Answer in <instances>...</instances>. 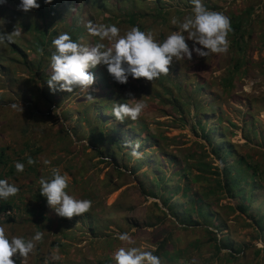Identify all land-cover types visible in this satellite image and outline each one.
<instances>
[{
    "label": "rangeland",
    "instance_id": "1",
    "mask_svg": "<svg viewBox=\"0 0 264 264\" xmlns=\"http://www.w3.org/2000/svg\"><path fill=\"white\" fill-rule=\"evenodd\" d=\"M88 1L59 2L63 22L58 16L47 18L55 38L71 33L74 22L86 26L91 21L115 24L121 35L134 26L155 30L162 41L179 30V23L192 15L193 8L191 0H92L91 5ZM38 2L41 7L28 13L18 10L19 0L0 4V31L11 34L16 27L22 29L11 44H0V147H9L8 165L0 167V176L19 189L8 199L15 203L14 210L6 213L15 217V222L0 220V225L9 238L28 239L36 232L43 233L25 264H106L122 246L116 238L121 232H128L141 250L155 249L162 264H219L218 257L227 250L222 247L218 255L215 249L210 231H217L213 226L218 225L216 219L207 223L197 214L202 196L227 220L228 228L219 225V237L228 236L237 245L250 247L244 264H264V251L260 256L254 253V249H264V238L250 217L264 213V185L258 183L254 188L252 182L243 181L245 191H254L249 214L237 208L240 195L233 198L218 187L208 194V188L216 187L215 180L224 179V168L235 161L229 156L223 163L215 149H233L249 157L250 163H258L264 173V0H203L206 8L228 18L237 11H251L253 23L248 27L244 53L230 46L225 54L206 58L194 54L192 61H174L166 75L152 82L130 77L125 85L109 83L104 78L106 68L97 66L90 70L95 76L91 100L79 93L49 89L50 57L39 52L35 45L38 34L29 27L32 19L45 25L38 14L43 2ZM130 14L137 16L130 21ZM173 18L177 24L172 23ZM84 36L81 42L94 45L87 28ZM100 43L108 46L107 41ZM187 43L191 47L192 42ZM42 57L43 67H39ZM242 59L244 63L235 73ZM129 93L142 98L146 108L136 121L121 123L112 116V109L116 103L126 102ZM206 134L213 140L204 138ZM126 142H139V151L147 161L141 167ZM32 156L36 161L29 165ZM45 159L51 163L45 165ZM17 161L25 165L21 173L11 167ZM149 161L153 166L156 163L154 169L164 176L162 181L149 173ZM54 167L69 175L70 194L92 201L89 212L69 220L47 205L39 181L50 177ZM184 167L189 168L190 178H195L191 183L186 176H175ZM187 185L190 188L185 193ZM164 193L167 200L162 199ZM185 194L193 197L192 205L188 200L193 213L185 210ZM173 203L179 205L178 218L169 210ZM4 215L0 213L2 220ZM161 243L164 247L158 252ZM170 250L180 253L178 262ZM53 256L59 258L52 260ZM221 264L241 263L223 259Z\"/></svg>",
    "mask_w": 264,
    "mask_h": 264
},
{
    "label": "clouds",
    "instance_id": "2",
    "mask_svg": "<svg viewBox=\"0 0 264 264\" xmlns=\"http://www.w3.org/2000/svg\"><path fill=\"white\" fill-rule=\"evenodd\" d=\"M6 0H0V4ZM44 4H52L53 0H43ZM192 15L185 17L179 23V30L173 31L163 41H160L155 30L142 31L132 27L123 35L115 25L94 24L86 25L88 33L98 37L104 43L88 45L74 40L68 33H62L53 40L55 51L50 57L51 75L47 81L53 92L79 93L89 100L95 76L90 71L97 66H104L112 79L125 85L131 77L134 80L143 78L147 82L158 79L169 72L175 61H192L193 55L206 58L211 54H225L229 51V33L232 31L230 19L221 12L206 8L203 0H191ZM41 7L38 0H19L18 10L28 13ZM173 24H177L175 18ZM22 29L17 27L11 34L0 31V44L11 43L12 37H19ZM187 41H191L189 46ZM124 103H116L112 116L121 123L130 119L136 121L146 108L144 100L136 99L132 93ZM15 107V105H13ZM131 149V156L142 158L139 142H126ZM28 164L35 161L29 157ZM45 165L51 162L43 161ZM25 165L15 163L18 173L24 171ZM70 177L62 173L58 167L52 168L50 177H42L39 181L40 195L46 198L47 205L62 218L80 217L92 208L89 199H77L67 190ZM18 187L7 179H0V200H7L18 194ZM43 238L42 232H36L31 238L13 236L9 238L5 227L0 225V264H25L30 254L36 249V242ZM122 246L114 253L115 264H162L161 258L152 251L141 250L128 232L117 233L116 237ZM15 258V259H14ZM58 256L51 257L52 260ZM195 264V261H193Z\"/></svg>",
    "mask_w": 264,
    "mask_h": 264
},
{
    "label": "trees",
    "instance_id": "3",
    "mask_svg": "<svg viewBox=\"0 0 264 264\" xmlns=\"http://www.w3.org/2000/svg\"><path fill=\"white\" fill-rule=\"evenodd\" d=\"M63 0H53V4L49 7L47 6L48 4H44L42 5V9L40 10L39 14V19L41 21L44 22V26H40V23L36 20L33 21V19L31 20L32 22L29 23V27L31 30H34L35 34H38L37 40H35V45L37 46V48L39 49V52L44 51V56L48 55L49 57H51L52 53L54 52L53 50H55L54 46H53V40L55 39L56 33L55 32H50V23H47V18L51 17V15L53 16H58L61 21L63 22L64 18L61 16V9L58 11L59 9V2H61ZM43 2V0H42ZM88 3L91 5L92 4V0H89ZM137 15L135 14H130V21H132V19L134 17H136ZM4 18V17H3ZM230 22H231V28L232 31L229 33V37L230 39V46L236 47V49L239 52L244 53L243 51L245 50V46L247 44V38L246 35L248 33H250V30L248 29L249 25H251L253 23V21H251V11L247 10L246 12H234L232 14H230ZM5 20V18H4ZM137 25V22L135 20V24ZM87 27L86 26H81L79 25L77 22H74L72 24V26H70L69 29H71V33H68L72 36V38L74 40H79L81 41L85 36H84V31ZM251 34L249 35L248 38H250ZM163 41V39H162ZM93 43L94 45L96 43H100V40L98 37H94L93 38ZM6 44H11V43H6ZM48 48L52 49L50 50V52L47 50ZM13 51H16L15 49ZM44 57L40 58V61L37 63L39 65V67H43V59ZM244 63V59H242L241 61H239L235 67V73L239 72V68L242 67ZM35 66V65H34ZM106 68V67H104ZM96 69V68H95ZM30 71H33V68L30 67L29 68ZM43 78V76H42ZM47 78V77H45ZM44 78V79H45ZM105 80L109 81V83L111 81H114L112 79V77L108 74V72H105V76H104ZM115 82V81H114ZM116 83V82H115ZM200 84L203 83H198V85L200 86ZM110 87V84H109ZM195 102V108L196 109H200L199 104ZM185 109V108H184ZM199 111V110H198ZM201 124V121L199 122ZM205 127L203 126V130ZM204 138L208 139L209 141H212L213 138L211 139L209 134L204 135ZM99 140V139H98ZM102 137L100 139V141L102 142ZM106 141V139L104 140V142ZM116 144H119L120 142L118 140H116ZM114 142V141H112ZM230 146L233 148L234 145L230 144ZM30 146L26 145V148H29ZM123 147H120V149ZM9 149V147L4 146V147H0V167L2 165L7 166L8 165V161L6 160V158H8V153L7 150ZM215 153L217 154V157L223 162L225 163V161L227 160V158L229 156H234L235 157V161L232 165H227L224 170H223V175H224V179L221 180H215L214 182L216 183V187L215 188H208V194H210L213 191H216V188L218 187L219 189H224L226 191V193H228V195H230L231 197L235 198L238 195L242 196V201L239 204V206L237 207L239 209V211L242 214H249V211L251 209V204L253 203V198H254V193H252L251 190L249 191H245L247 188V184H243V181H247L248 184L251 183L253 185V187H257L258 183H261L264 185V173H262V170L259 166L258 163L252 161L251 163L248 161L250 158L240 155V153H236L233 149L230 150H223L222 148H218L215 149ZM102 154V153H101ZM32 159L34 161H36V159L32 156ZM114 162H116V164H118L119 162L117 161V159L114 157L113 159ZM138 161H140V167L143 165V163L147 162L145 159H138ZM152 167V170H149V173L154 172L153 174L158 175L159 180H163L164 176L161 175V173L156 172V170L154 168H156V163L152 164L151 161L148 162ZM15 165L11 166L12 168H14ZM243 166H245V168H243ZM118 170V169H117ZM189 168L188 167H184L182 171L180 172H176L175 176L179 175L182 177H187V183H191L193 180H195V178H190V174H189ZM122 175H125V173H121ZM131 174H134V171L131 172ZM263 174V176L261 175ZM174 175H172L170 178H173ZM0 179H3L0 176ZM142 187L144 186V184H141ZM163 188H165V192L167 190V187L164 185L162 186ZM180 188V187H179ZM190 188V186L187 185V189H183V191L186 193L188 191V189ZM169 192V191H167ZM254 192V191H253ZM154 197H156L155 193H151ZM165 193L162 194V199H166L165 198ZM205 196H207V194L205 193ZM184 197L186 198V211L189 213H193V209L192 208H188V200H190V205L193 204L194 200L192 199L193 197L190 196L188 197L187 194L184 195ZM191 198V199H190ZM203 196L201 198H199V200L197 201L200 206L198 207L197 210V214L198 216L202 217L205 222L210 223L212 222V220L215 218L216 221L218 222V225H213L216 227L217 231H210L211 236L214 237L213 240L216 241L215 244V249L217 251V254L219 255L222 251V247L226 248L227 252L224 253L222 256H219V264H221V261L224 259V261L230 262V261H239L241 264L243 263V260L245 259V257L247 256V252L250 249V247L248 245H246L244 248L242 246L237 245L235 242H232L230 237L226 236V237H219V230L221 231L222 229L219 228V225L226 229L228 228V225L226 224L227 220L223 219L218 213L215 212V210L207 203L206 200L202 199ZM167 200V199H166ZM15 207V203H13L12 201L7 200H3L2 203L0 204V213L5 214L4 217H6L5 219H1L0 220L3 223L9 224V223H13L15 222V217H13L12 215L7 216L6 213L10 212V210H14ZM171 210V214L175 217L178 218V213L176 211L177 208H179V205H176L175 203H173V205H171V207H169ZM233 210L234 208L231 207ZM192 216L189 215L188 218H191ZM255 224L258 227V234L260 237L264 238V213L263 212H256L255 214H251L250 216ZM185 224V223H184ZM171 237V236H170ZM212 238V237H211ZM164 244L161 243L159 248H158V252H160L162 250V248ZM167 254L169 253L168 250ZM165 251V252H166ZM264 251V249H254V253L255 256H260L261 253ZM170 252H174L175 256L174 258L177 259L176 262H178V259L180 258V253L178 251L175 250H170ZM178 252V253H177ZM173 253V254H174ZM170 256V257H172ZM114 260L113 258L106 260L105 263L106 264H113Z\"/></svg>",
    "mask_w": 264,
    "mask_h": 264
}]
</instances>
